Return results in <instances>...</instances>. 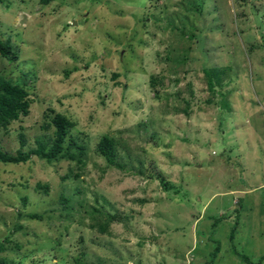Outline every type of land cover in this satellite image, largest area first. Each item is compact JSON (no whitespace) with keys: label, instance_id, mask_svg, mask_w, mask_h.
I'll return each instance as SVG.
<instances>
[{"label":"rangeland","instance_id":"1","mask_svg":"<svg viewBox=\"0 0 264 264\" xmlns=\"http://www.w3.org/2000/svg\"><path fill=\"white\" fill-rule=\"evenodd\" d=\"M7 38L31 104L1 148L48 151L59 113L74 158L0 163V264L264 257V0H0Z\"/></svg>","mask_w":264,"mask_h":264},{"label":"trees","instance_id":"2","mask_svg":"<svg viewBox=\"0 0 264 264\" xmlns=\"http://www.w3.org/2000/svg\"><path fill=\"white\" fill-rule=\"evenodd\" d=\"M54 0H39L41 5H47ZM0 56L6 59L8 62H17L19 59V52L16 47L11 43L10 38L5 41L0 39ZM218 80L220 81L223 72H218ZM25 81V80H24ZM31 99L29 98V92L27 89L26 82L19 83L18 80L13 81L0 74V130H6L11 123L18 121L21 117H26L29 113ZM53 127V139L52 144L48 151L43 147L25 153L22 148L24 142L20 139V148L15 154L4 151L0 146V163L2 164H20L28 161L31 155L38 156L45 159L48 162L56 160L58 157H67L73 159L74 156L70 152H63V144L69 130L73 127V123L64 115L54 113L50 119V124L45 127ZM68 147H76L79 150H83L82 147L78 146L72 139L68 141ZM98 153L105 159L109 165L120 167L116 163V147L114 141L108 136H103L98 145ZM26 218L31 220H40L41 216L37 214H27ZM237 227V223L233 224L231 228L230 237L233 238V234ZM20 229V226H16ZM4 249L3 243L0 242V251ZM219 253L218 245L214 248L213 255ZM242 259L247 264H261L264 261V257H261L259 262H249V258L245 255Z\"/></svg>","mask_w":264,"mask_h":264},{"label":"crops","instance_id":"3","mask_svg":"<svg viewBox=\"0 0 264 264\" xmlns=\"http://www.w3.org/2000/svg\"><path fill=\"white\" fill-rule=\"evenodd\" d=\"M263 186H264V184H263Z\"/></svg>","mask_w":264,"mask_h":264}]
</instances>
